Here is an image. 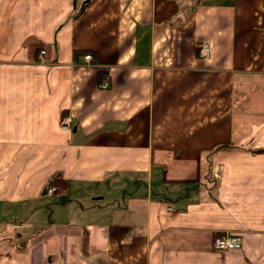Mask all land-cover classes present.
Instances as JSON below:
<instances>
[{
	"label": "crops",
	"instance_id": "crops-1",
	"mask_svg": "<svg viewBox=\"0 0 264 264\" xmlns=\"http://www.w3.org/2000/svg\"><path fill=\"white\" fill-rule=\"evenodd\" d=\"M0 264H264V0H0Z\"/></svg>",
	"mask_w": 264,
	"mask_h": 264
},
{
	"label": "built area",
	"instance_id": "built-area-1",
	"mask_svg": "<svg viewBox=\"0 0 264 264\" xmlns=\"http://www.w3.org/2000/svg\"><path fill=\"white\" fill-rule=\"evenodd\" d=\"M44 50L40 51V56L44 55ZM198 55L202 59H206L210 55V46L207 43L202 44L198 49ZM91 54H85L84 59L86 61H90L92 59ZM108 78L105 77L104 80L100 83L101 88H107L108 87ZM70 123V118H66L62 122V128H67ZM55 187H51L49 192L52 193L55 191ZM242 245V237L240 234L237 233H231V232H224L222 234L216 235L213 238V248L217 251H226V250H233L238 249Z\"/></svg>",
	"mask_w": 264,
	"mask_h": 264
},
{
	"label": "trees",
	"instance_id": "trees-1",
	"mask_svg": "<svg viewBox=\"0 0 264 264\" xmlns=\"http://www.w3.org/2000/svg\"><path fill=\"white\" fill-rule=\"evenodd\" d=\"M86 4H83V6L82 7H84ZM82 7L80 8V11H79V13L82 11Z\"/></svg>",
	"mask_w": 264,
	"mask_h": 264
},
{
	"label": "water",
	"instance_id": "water-1",
	"mask_svg": "<svg viewBox=\"0 0 264 264\" xmlns=\"http://www.w3.org/2000/svg\"><path fill=\"white\" fill-rule=\"evenodd\" d=\"M86 1H88V0H86Z\"/></svg>",
	"mask_w": 264,
	"mask_h": 264
}]
</instances>
